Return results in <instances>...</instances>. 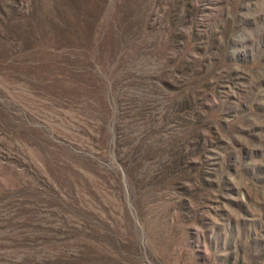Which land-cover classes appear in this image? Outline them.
Returning <instances> with one entry per match:
<instances>
[{"label": "rangeland", "instance_id": "374dc122", "mask_svg": "<svg viewBox=\"0 0 264 264\" xmlns=\"http://www.w3.org/2000/svg\"><path fill=\"white\" fill-rule=\"evenodd\" d=\"M0 264H264V0H0Z\"/></svg>", "mask_w": 264, "mask_h": 264}, {"label": "trees", "instance_id": "16d2710c", "mask_svg": "<svg viewBox=\"0 0 264 264\" xmlns=\"http://www.w3.org/2000/svg\"><path fill=\"white\" fill-rule=\"evenodd\" d=\"M58 33V32H57Z\"/></svg>", "mask_w": 264, "mask_h": 264}]
</instances>
